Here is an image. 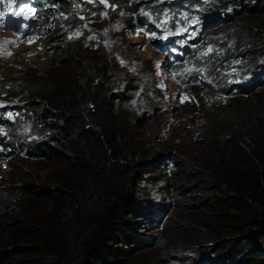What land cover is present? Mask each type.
<instances>
[{
  "label": "trees",
  "instance_id": "1",
  "mask_svg": "<svg viewBox=\"0 0 264 264\" xmlns=\"http://www.w3.org/2000/svg\"><path fill=\"white\" fill-rule=\"evenodd\" d=\"M121 1L148 34L160 28L157 21L163 12L185 21L187 15H198L207 31L220 22L235 23L228 37L239 33L241 38L234 42L232 55L224 57L229 48H222L218 69L228 78L220 81L221 89L239 97L257 86L260 100L251 109L225 112V123L214 130L212 158L195 162L179 154L181 161L172 166L185 167L186 180H176L180 173L167 169V177L174 180L168 188L176 198L157 211L138 200L140 189L145 190L138 186L140 175L152 170L131 160L137 144L126 140L114 78L106 66L49 78L32 74L27 66L18 65L25 74L13 78L5 71L7 82L20 89L19 97H2L20 101L15 117L36 110L35 119L63 151L57 160L46 147L30 146L21 153L61 163L68 175L62 195L45 211L23 220L0 218V264H264V79H256L263 65L252 59L259 53L245 46L264 47V0ZM51 6L47 3L45 10ZM206 35L188 56L189 65L199 53L211 57L217 49L214 36ZM167 64L172 65L168 58ZM212 77L209 71L200 72L192 80L201 81L200 91L207 87L202 80ZM3 123L9 135L2 155H7L18 146V136L12 123ZM165 164L168 167L170 160ZM147 229L157 236L137 232ZM155 251L160 257L152 260Z\"/></svg>",
  "mask_w": 264,
  "mask_h": 264
},
{
  "label": "rangeland",
  "instance_id": "2",
  "mask_svg": "<svg viewBox=\"0 0 264 264\" xmlns=\"http://www.w3.org/2000/svg\"><path fill=\"white\" fill-rule=\"evenodd\" d=\"M4 1L0 0V12ZM39 1L44 5L43 13L29 32L17 34L0 29L1 147L9 135L4 130L3 121L12 123L18 136L17 149L0 155V218L23 220L31 214L45 211L54 198L62 195L63 179L68 175L61 163L21 153L22 149L31 146L36 150L46 147L56 160L63 154L35 119L36 110L15 117V111L21 110L18 109L20 101L7 102L8 99L2 98L20 96L19 86L7 82L5 71H10L13 78L25 74L21 69L23 66L29 67L32 74L47 78L68 74L73 69L79 71L94 65L106 66L114 78V93L120 102L118 110L122 115L126 140L137 144L131 151V160L137 166L145 163L152 170L151 174L140 175L138 186L145 190L140 189L138 200L153 210L167 208L176 194L168 188L174 180L167 177L168 167L167 164L162 166L163 162L166 159L171 164L177 159L181 161L179 154L184 155L182 160L195 162L202 157L212 158L211 152L216 149L214 130L225 123L222 118L225 112L251 109L260 100L257 86L251 93L239 97L228 95L229 91L226 93L221 89L220 81L223 82L226 75L223 68L218 69L222 48L225 45L229 48L224 57L232 55L234 42L241 38L239 33L228 37V31L235 23L225 25L220 22L216 29L207 33L214 36L212 41L217 47L211 57L199 53L192 65L186 59L176 65H168L166 55L155 45L156 36L145 33L135 24L136 16L125 9L121 0ZM47 3H52L49 12L45 10ZM124 20H129L126 26ZM234 20L231 18L229 21ZM53 31L57 32L55 37ZM245 46L259 53L252 59L263 65L261 75L256 78L262 81L264 47H248L246 43ZM244 58L251 57L246 55ZM183 71L187 73L182 75ZM207 71L213 77L208 81L202 80L201 84L207 87L199 91L198 83L201 81L192 79L196 74ZM176 170L180 173L176 180L184 182L187 169L177 163L172 172ZM139 171L142 172L141 169ZM143 193L147 197H142ZM150 230L137 232L148 238L157 236V231ZM158 257L157 251L150 255L152 260Z\"/></svg>",
  "mask_w": 264,
  "mask_h": 264
},
{
  "label": "clouds",
  "instance_id": "3",
  "mask_svg": "<svg viewBox=\"0 0 264 264\" xmlns=\"http://www.w3.org/2000/svg\"><path fill=\"white\" fill-rule=\"evenodd\" d=\"M1 1H3V0H1ZM7 1H10V0H5L3 3L7 2ZM3 3H2V4H3ZM34 6L39 10V14L36 15V16H34V18H33V22H32V24H31V26L29 27V29H28L27 31H18V32H14V33H17V34H20V33H21V34H24V33L29 32V31L33 28V25H34V23H35L37 17H38L39 15H41V13H43V3H42L41 1L38 0V1H36V3H34ZM201 27H202L203 30L208 29V25H207V24L204 25V24L201 23ZM209 32H210L209 30L203 32L202 34H200V35L198 36L197 39L194 40V43H193L194 49H193V51H192L191 54H189V55H187V56H183V57L178 58V59H176V57H174L173 55H171V56H173V57L175 58V60H174L175 63H173V64L171 63V64H172V65H176L177 63L181 62L183 59H186V60L189 61L188 56L194 54L195 51H197V50L199 49V47H200L199 44L202 43V42H201V43L198 44V40L202 39L203 35L206 34V33H209ZM159 42H160V37H157V36H156V44L159 43ZM156 44H155V45H156ZM180 51H181V50H180ZM206 52H207V51H206ZM164 55H166V53H164ZM166 57H167V55H166ZM167 58H168V57H167ZM182 75H185V74L182 73ZM227 78H228V75H225V76H224V80L227 79ZM2 150H3V147H1V143H0V155L2 154ZM168 168H170V170H172V169H173L172 164L168 165Z\"/></svg>",
  "mask_w": 264,
  "mask_h": 264
}]
</instances>
